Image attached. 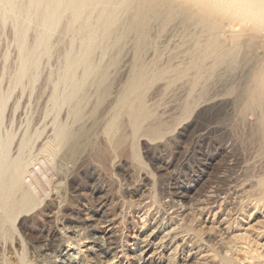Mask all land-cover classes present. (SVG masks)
I'll return each mask as SVG.
<instances>
[{
    "label": "rangeland",
    "instance_id": "rangeland-1",
    "mask_svg": "<svg viewBox=\"0 0 264 264\" xmlns=\"http://www.w3.org/2000/svg\"><path fill=\"white\" fill-rule=\"evenodd\" d=\"M225 2L214 33L219 51L206 57L211 33L185 14L167 18L158 8L142 32L137 8L115 3L118 22L103 38L102 7L86 10L98 31L91 62L105 79L87 85L81 120L71 126L86 130L76 137L79 148L69 153L64 146L52 165L38 154L52 122L43 118L40 93L60 85L87 29L64 8L45 30V5L0 0V93L11 90L4 125L15 141L46 127L24 178L34 186L30 176L41 177L34 193L42 203L11 222L0 212V264H264V110L249 98L264 62V32L232 18ZM43 33L46 46L36 47ZM232 33L241 39L233 42ZM25 56L35 65L17 86ZM83 69L75 66L78 75ZM137 69L161 75L122 104ZM138 101L147 113L135 125ZM111 121L116 127L108 132ZM102 235L109 236L108 255L105 238L92 241Z\"/></svg>",
    "mask_w": 264,
    "mask_h": 264
},
{
    "label": "bare ground",
    "instance_id": "bare-ground-1",
    "mask_svg": "<svg viewBox=\"0 0 264 264\" xmlns=\"http://www.w3.org/2000/svg\"><path fill=\"white\" fill-rule=\"evenodd\" d=\"M3 1H5V3L7 4L10 3V0H3ZM225 1L227 0H30L31 7L35 8V7H40L41 5L46 6L43 16L39 20L40 24L45 30H48L51 26H53L57 22V20H59L58 18L60 17L58 16L60 10L66 8L74 12L72 23L75 24L80 20H82L83 23L81 22V24H84V26L83 25L82 26L84 27V29H87V34H88L87 38L84 39L83 49L81 51H78L79 54L77 53L76 56L69 58L70 60L68 59L69 62L67 64V67H65L66 69H64L63 75H61V78L59 79L60 85L62 84V86L58 84L51 87L50 89L48 88L47 93L44 90L40 93L41 97L46 98V103H45L46 111L44 113L43 118L46 119L45 117L51 115L52 122H51V135L49 137L47 136V139L45 138L46 139L45 142L41 144L39 143L40 147L38 149V154L39 155L45 154L48 159L49 157H51L50 160L48 159L47 160L53 165L54 159L56 158L57 154L64 146L68 147L69 153H73L79 148L80 144L76 140V137L85 135L86 130L83 126L76 128L75 130H72L71 126L77 124L81 120L80 116L83 107L86 104V96L88 92L87 85L89 83L90 85H92V80H94V82L102 83L105 79V73L103 72V70H101L99 67L97 68L96 66L98 65L95 66L94 61L91 62V53L95 40L94 38L97 34L96 32L98 31H96L95 28L91 26L90 21L88 19L89 17L88 18L84 17V12L86 10L88 11V9L90 8L95 9L97 7H102V10L98 15V19L101 22V28H102L101 33L103 38L109 35V33L114 29L115 25L118 22L117 19L118 16L116 10H113L114 6H112L115 3L117 5L119 4L121 7H124L125 9L131 6H135L137 8L138 11L137 23L138 26L142 29V32H144L143 30L148 17L150 15L151 16L157 15L159 13L158 8L162 9L163 15H165L167 18H171L178 13L185 14L187 15L186 17L191 19L194 23H197L198 25L210 31L211 33V37L208 45L206 46L204 51L201 50V53L203 51V54L205 55L204 57H206L209 56V54H214L216 53V51H219L217 50V46H218L217 38L214 33L216 30L218 31V27H219L218 23L222 20L220 18H219L220 21L218 20L217 18L218 15L221 16L224 15L222 14L223 13L222 11L224 9L221 11L222 12L221 14H220V10L222 9L221 6L226 3ZM111 6L113 7V9L111 8ZM227 7L229 9L228 12L230 13L233 12L231 14L232 18L234 17V19H238L240 23L244 22V25L247 23L250 24L252 23L253 24V26L251 25L253 27L252 30L257 31V33L264 32V0H229ZM83 17L84 19H82ZM245 28L246 27L244 26V29L242 28V31H244ZM232 31H234V29H232ZM237 32H239L240 34V31ZM239 34L234 33L232 35L233 42H236L239 39H241V36ZM46 40H47V34L43 33L42 37L37 42L36 47L46 46L45 45L47 42ZM142 43L143 40H140L139 45L141 46ZM218 56H216V58ZM221 57L224 58V54ZM30 59L31 57L25 56L24 59L22 60L20 70L15 79V84L17 86L22 82L24 78L27 77V72L30 63L31 66L35 65V63L32 62L33 60L31 61ZM220 59L221 58H219V60ZM218 61L216 63H220ZM66 63H67V59H66ZM77 65H82L84 67L83 72L80 75H78L75 72V66ZM136 73H137L135 76L136 78L129 87V93H128L129 96L127 97L125 96V98L122 99L121 101L122 104H125L128 101L127 99L131 97V95H133L138 89H141L144 86L146 87V85L150 82L152 78H157L161 75V72L157 71L155 74H153V76H151L152 78L151 77L149 78L146 72H143L138 69L136 70ZM249 95H250L249 98H251L250 100H252V103L250 104L253 105L254 102L255 104H257L256 106H261V110L262 108L264 110V62L257 76V86L255 90H252L251 94ZM10 97H11V90L0 93V212L5 215V218L8 222H11L12 219L16 217V215L21 213H28L34 210L35 208H37L42 203V200H40L39 198L40 196H37L34 193L35 191L34 188L38 187V189L41 190V188H39L42 186L40 180L41 177L32 178V176H30L31 180L33 179L34 186L25 182L24 178L27 174L30 175L28 168L30 166H35L36 161H38L37 160L38 155L34 157L31 151L33 150L34 147H36L35 143L41 138L42 133L46 128L45 126L43 127L41 126L42 127L41 131L39 129H35L34 132H32V130L31 132L26 130L22 135L20 134L21 136L19 135L20 136L19 139L15 141L16 133L13 132L12 130L6 129L7 126L4 125L5 111ZM18 104L19 103H16V105H13L11 107L9 111L10 112L9 117H13L14 119L15 113L18 109ZM63 108H65L66 110H64V116L61 118V111ZM131 112L136 125L138 121L146 115L147 110L145 106H143L141 102L138 101V104L134 105L131 108ZM9 119H11V121L13 120L12 118ZM115 127H116L115 122L111 121L107 127L108 129L107 128L106 129L108 132H112L115 129ZM49 131L50 129L48 130V132ZM121 133L123 134V131ZM118 141H121V138H119ZM33 174L34 173H32L31 175ZM262 183H264V181H262ZM105 236L106 235H104L103 237L95 238L92 241L95 244L103 243L102 241L105 238ZM108 237L109 236L107 235V238ZM107 238H105L104 240L105 245H103L104 247L103 252L106 255H108L112 250L110 242H108Z\"/></svg>",
    "mask_w": 264,
    "mask_h": 264
}]
</instances>
